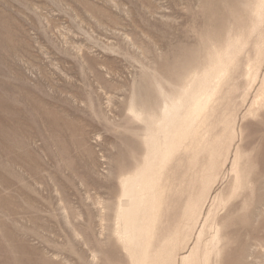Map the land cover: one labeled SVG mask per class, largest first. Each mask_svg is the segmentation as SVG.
<instances>
[{"label":"rangeland","instance_id":"1","mask_svg":"<svg viewBox=\"0 0 264 264\" xmlns=\"http://www.w3.org/2000/svg\"><path fill=\"white\" fill-rule=\"evenodd\" d=\"M0 264H264V0H0Z\"/></svg>","mask_w":264,"mask_h":264},{"label":"bare ground","instance_id":"2","mask_svg":"<svg viewBox=\"0 0 264 264\" xmlns=\"http://www.w3.org/2000/svg\"><path fill=\"white\" fill-rule=\"evenodd\" d=\"M262 85V84H261Z\"/></svg>","mask_w":264,"mask_h":264}]
</instances>
